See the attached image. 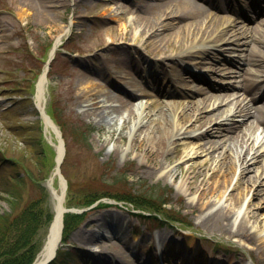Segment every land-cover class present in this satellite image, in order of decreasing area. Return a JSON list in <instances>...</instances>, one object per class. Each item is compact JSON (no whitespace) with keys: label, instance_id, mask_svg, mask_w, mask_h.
<instances>
[{"label":"rangeland","instance_id":"1","mask_svg":"<svg viewBox=\"0 0 264 264\" xmlns=\"http://www.w3.org/2000/svg\"><path fill=\"white\" fill-rule=\"evenodd\" d=\"M194 1L202 4L210 13L222 16L218 6L210 0ZM232 1L240 6L243 0ZM161 2L162 0H0V212L9 210L3 189L11 182L17 184L16 179L13 180L14 177L20 178L17 188L19 187L18 190L21 192V201L14 214L25 207L40 213L43 217L40 219L41 223L33 240L44 243L51 222L42 220H45L49 214L54 215L57 203L52 190L47 185L53 176L58 144L62 141L65 154L61 168L63 175L70 181V189L67 190L64 202L70 208L75 206V208H86L88 211L85 216L82 215L83 220L79 224L75 221V226L78 225L68 234V241L59 245V249L63 251L60 252L63 264H107V260H111L116 249L103 244L102 241H107L106 235L110 236L112 241L118 242L129 260L133 259L134 264H141V261H146L152 254L161 256L162 245L167 244L168 241H158L159 234L167 235L168 240L171 241L169 243L179 244L180 251L175 253L172 259L174 264H180L181 257L188 258L183 256L186 244L180 226L184 224L192 228L194 236L192 243L197 245V258L192 264H264V242L261 243L257 238L248 241L235 233H221L219 227L206 224L208 212L219 206L215 201L221 197L218 195L220 192L207 191L203 199H199L203 188L209 189L221 183L220 172H223L221 168L225 169L223 162L226 158L234 161V167L228 175L231 181L229 184H223L222 187L223 190L226 189L223 201L232 190L240 167L244 170L243 176L254 173L253 169H244V165L240 166L241 162H238V154L248 141L243 142V145L233 141L231 144L227 142L218 149L209 143L206 151L200 152L191 160H185L183 155L188 144L181 139L178 147L174 148L173 145V150L168 155L160 156L165 163V169L149 172L146 170L149 162L145 156L149 144H144L140 148L134 146V136L139 133L137 129L133 130L136 117L126 123L124 117L128 113L124 117L107 113L104 117L88 115L90 105L87 104L90 103V98L86 93L95 84L105 83L117 93H123V87L130 91L126 85L123 84L122 87L121 70L111 68L116 75L115 79L113 76L108 79L106 73L99 76L102 61L107 60L109 66H112L111 56L115 52H120L122 46L131 52V56H137V47L139 52L149 57L150 70L145 71L157 74L161 79L166 73L172 80L178 81V77L187 72L184 68L187 63L183 60L177 62L165 59L168 53L169 55L173 53L171 49L166 53L155 52L153 50L155 44L148 47L142 44L150 32L139 34L138 18H141L145 12L156 15L162 7ZM247 11L250 12L249 9ZM99 16L101 19H98ZM262 17L264 13L258 18ZM163 18L158 19V24ZM207 22L208 19L201 24L203 29ZM183 23L184 21H179L174 29L161 34L162 49L166 48L169 41L187 50L204 45L206 33L200 32L195 34L196 40H188L184 32H177L181 27H183L181 31L190 28L185 23L186 27H184ZM254 23L257 24L250 22L246 25L250 26ZM228 24L223 23L217 31L224 28L225 31L221 36H226L225 39L229 41L223 45L215 43L212 49L214 58L209 57L207 62L202 64L204 66L197 68L192 65V67L199 69L201 73L207 71L213 82L235 79L232 93L225 98L227 102L236 100L238 96L240 99L247 97L242 103L247 102L254 110L258 105L264 109V93L261 94L264 91L263 75L256 76V73L254 75V78L262 80L261 90L255 89L248 93L241 87L246 81L244 77L252 76L251 68L257 72L258 66L238 61L227 63L223 60L219 61L218 56H215L222 48L231 49L234 30ZM107 27H112L114 31H104ZM125 28L130 30L126 38L123 37ZM242 29L244 30V27ZM100 34L104 38L103 43L88 49L87 45L93 43L96 37L99 38ZM134 36L140 37L135 40ZM244 36L241 40H245ZM56 39H60V43L46 72L43 100L38 102L35 83L45 68L44 60L48 59L51 45ZM186 58L188 62L195 60L192 57ZM160 61H164L166 65L162 67ZM89 66L95 70L89 72L91 77L80 79V72H88ZM230 70L239 71L234 72L238 75L225 77L224 73ZM135 76L140 80L142 90L147 95L138 93L136 98L132 97V102L136 106L142 101L154 102L145 111V114L150 113L152 116L148 118V123L152 119H161V117L163 119L160 113L163 106L172 98L166 95L164 85L170 86V83L162 84L163 79L159 86L154 82L156 76L143 77L140 73H136ZM192 85L197 89H209L202 81L192 82ZM176 99L181 98L176 97ZM42 105H45L49 113L54 115L56 112L61 116L65 126L64 134L60 129L44 128L40 112ZM262 128L261 125L256 132L261 133ZM121 133H124L123 137ZM217 137L220 136L206 135L197 142V145ZM151 142L152 140L148 141ZM228 153L231 154V158L228 157ZM169 159L172 160L168 161ZM170 169L173 172L169 173ZM192 181L194 187L191 188ZM244 184L237 186L243 200L240 204L242 207H239L242 208L241 216L246 219L249 231L253 232L257 228H264V199L252 195L251 187L247 189ZM53 185L57 192L61 193L62 183L58 175L54 177ZM42 187L45 188V193ZM161 189L164 190L162 199L164 197L168 200V203L162 204L163 208L171 215L181 216L182 222L166 223L167 220L163 216L158 218L159 221L163 220V223L149 220L148 218L156 217L149 208L154 204H144L142 201L147 210L146 215H142L139 209L134 208L136 204L125 199L129 193L136 195L149 192L157 195ZM91 197H95V200L87 205L86 201ZM71 199H75L78 203L71 202ZM98 201L112 206L95 207ZM92 204H94L93 208H88ZM115 205H119L120 208ZM252 211L258 217H251L249 213ZM119 220L124 222L122 232L118 230ZM104 221L109 225L103 224ZM237 225L238 222L234 228ZM114 231L117 234L120 231L121 236L113 237ZM91 233L95 234L92 236H96L93 241L88 239ZM11 239L7 234L0 241L1 261L7 251L6 241Z\"/></svg>","mask_w":264,"mask_h":264},{"label":"bare ground","instance_id":"2","mask_svg":"<svg viewBox=\"0 0 264 264\" xmlns=\"http://www.w3.org/2000/svg\"><path fill=\"white\" fill-rule=\"evenodd\" d=\"M219 1L222 5V0ZM211 2L219 7L215 0H211ZM161 4L162 7H160V10L156 12V15L145 12L141 18H138L140 24L139 34L142 35L143 33L150 32L148 38L142 41V44L145 47L155 44L153 50L155 52L161 51L163 53H166L171 49L170 51L174 52V54L167 57L174 60L193 56L197 61V64L202 66V64L207 62L205 58H208L213 53L212 42L223 41L225 38V36H221V34L225 31L224 28L217 31L218 27L223 25V23H230V26L234 29V31H236V39L233 40V44L235 45L231 46V48H233L232 50L224 49L222 53L219 52L220 59L224 60L226 58V61H238L239 63L247 62L253 66H258L257 72H254L251 68L250 73H252V76H245L244 78L246 81L241 86L248 93L262 87L260 83L262 81L260 80L261 78H254V75L256 73V76H264V17L258 19L256 15H254L253 21L257 22V24L254 23V25L250 26L243 25V30L237 25V20H240L238 16H218L215 13H210L208 9L206 10L202 6V4L194 0H162ZM224 5L225 4L222 6L224 7ZM161 17L164 18L160 20V24H158V19ZM98 19H101L100 16ZM207 19L208 22L206 23L205 29H203L204 27H202L201 24ZM187 20L188 22H186ZM179 21H184V23L188 24L187 26L190 27L187 28L188 32L185 31L186 29L181 31L183 27L178 28L177 31L179 33L184 32V35L186 36L185 38H188V40L196 38L195 34L200 32H203V34L206 33L205 35H207V37L204 39V45L199 46L196 49L187 50L180 47V45H176L173 41H169L166 48L162 49L163 36H161V34L167 30L174 29L175 24ZM184 23L182 24L183 26ZM104 31L111 32L114 30L112 27H107ZM207 32L209 33L207 34ZM123 34L124 38L128 37L130 30L125 28ZM243 35H245V40H241ZM139 37L134 36V39L136 40ZM103 41L104 38L100 34L99 38L96 37L93 43L87 45L88 49L97 47V45H100ZM59 43L60 39H56L54 47L50 51V55ZM122 47L123 48L120 49V52H115V54L111 56L113 59L111 64L112 66H109V62L107 60L102 61V68L99 69V76H103L102 74L106 73L108 79L111 76L115 79L116 75L111 68L121 70L123 77L126 78V80L123 77H121V79H123L124 85H126L130 91L123 87V85L122 87L124 89L121 88L123 93L115 92L105 83L95 84L94 86L92 85L93 88L89 89L86 93L88 98H90V103L87 104L90 105L88 115L95 114L97 116L104 117L107 113L117 114L120 117H124L126 113H128V115L124 117L126 123L130 122L133 117H136L133 130L137 129L139 133H136V136H134V146L140 148L144 144H149L145 155L149 162L146 170L149 172H157L163 170V168L165 169V163L160 159V156L168 155V153L173 150V145H175L174 148L178 147L181 139L188 144L183 155V159L185 160H191L195 156H198L200 152L206 151L209 143H212L215 148L218 149L223 147V145L227 142H230L231 144L233 141L236 144L239 143L240 145H243V142L248 141L245 148L238 154V162H241L240 166L244 165V169H253L254 173L244 174L243 176L244 170L240 167L239 174L234 182L235 184L223 201L226 189L223 190L222 187L223 184H229L231 181L228 175L232 167H234V161L226 158L223 162L225 169L221 168L223 172H220V175H222L221 183L209 189L203 188V191H201L199 195V199H203V197L207 194V191H219L220 193L218 195L221 197L215 201V204H219V206L208 212L209 215L205 219L207 221L206 224L212 227H219L221 229V233L239 234L242 239H246L248 241L257 238L261 243H263L264 228H257L253 232L249 231L246 219L243 218L244 216H241L242 208L239 206H241L240 204L243 200L241 191L237 189V186L241 185V183H245L244 185L247 189L251 187L250 192L252 195L254 194L260 197V199H264V109L258 107L254 110L247 104V102L242 103L245 99L239 101L236 98V100L227 102L225 98L230 95V89L235 86L231 80L230 82L225 80L211 84V82L208 83L206 79L203 80L204 75H201L200 79L202 80H199L208 85L209 89H197L196 86L192 85V82L199 81L198 78L194 74L184 73L181 75L179 82V84L183 86L182 88H179L176 91L173 90L172 92L165 90V92L167 91V94H169L168 97L172 98L165 106H163L160 113V115H163V119L162 117L161 119H152L151 122L148 123V118L152 116L150 113L145 114V111L154 102H150L149 100L142 101L136 106V104L132 102V97H135L138 93L147 95V93L143 92L140 80L136 78L135 74L140 73L143 77L152 75L148 73L149 71H145L146 69L150 70L148 64L150 65L151 63L148 62H150L151 59L139 52L137 47V56H131V52L127 51L124 46ZM226 51H228V53H226ZM157 64H159V62H157ZM88 68V72H80V79L88 78L89 76L91 77V71L94 72L95 70L92 66H89ZM46 72L47 65H45V68L36 83L37 92L35 95L38 102L43 100ZM234 72L238 71L230 70L225 72L224 76L234 77L237 75ZM165 77H167L166 73L162 76V79ZM168 81L171 82V80ZM187 88H192L194 90H189ZM176 97L181 99L178 100ZM40 108L44 109L42 106ZM42 119L45 128L54 129L53 123L43 111ZM137 125L138 128H136ZM261 125L263 126L261 131L262 134L256 132V129L260 128ZM143 133H145V135H143ZM123 134L124 133H121L122 137ZM206 135H216L220 137L210 139L209 141L197 145V142ZM149 140H152V142L148 143ZM60 152L61 151H59L57 161L61 160L62 155ZM228 157L231 158V154L228 153ZM171 160L172 159H169L168 161ZM171 172L173 171L170 169L169 173ZM51 183L52 181H49L50 185ZM190 187H194L193 181L191 182ZM61 195L62 191L61 193H57V196H60V199L62 197ZM237 208H239V210H237ZM249 215L254 218L257 216L254 211L249 213ZM63 217L64 206L59 204V206H57L56 216L58 222L54 229L51 230L52 233L49 237L50 240L48 242L47 251L45 254H40L34 264H45L46 260L51 255L53 256L54 252H56L62 239ZM118 222V230L122 232L124 222L120 220ZM236 222H238V225L234 228ZM106 223L107 221L103 222V224ZM107 225H109V223H107ZM120 231H118V234L114 231L113 233L115 236L113 237H119L118 235L121 234ZM101 233L104 234L102 231ZM182 233L185 235L186 244L183 249V256H188V258L181 257L180 264H192L197 258V245L192 243L194 236L190 233V231H183ZM92 235L95 234L91 233V237L88 239H92L93 241L96 236ZM125 236L126 235L124 234V237ZM157 237V240L168 241L167 245H164V249H162V255L159 257L158 254H152L146 261H141L139 258L141 264H160L162 258L163 260H167L170 264H174L172 256L176 255L175 253H179V244L175 243L174 245L169 243L171 241L168 240L169 237L165 234H159ZM105 239L107 241H102L104 242L103 244L112 246L116 249L114 256L112 255V258L110 257L111 260H107V264H134V260H129L126 257V252L117 241H112L111 237L108 235H106ZM166 262L164 264H168Z\"/></svg>","mask_w":264,"mask_h":264},{"label":"trees","instance_id":"3","mask_svg":"<svg viewBox=\"0 0 264 264\" xmlns=\"http://www.w3.org/2000/svg\"><path fill=\"white\" fill-rule=\"evenodd\" d=\"M57 114L58 113L55 112L54 117L60 123L62 129H64L65 126L61 119V116H58ZM19 179L20 178H17L16 180L17 184H20ZM17 184L11 182L7 186V188L5 187V189H3L6 194L4 198L5 200H7L10 210L0 212V241L5 238V235L7 234H9L12 239L10 241H6L7 251L4 253V258L2 259V261L0 260V264H31L38 250V242L33 240V236L38 229L41 223L40 219L43 216L40 213L28 210L27 207L22 208L18 213L14 214V211L17 209V205L21 201V192L20 190H18L19 187L17 188ZM42 190L43 193H45L44 187H42ZM128 195L129 196H126L125 199L133 202L137 207L146 208L144 204L151 203L154 204L149 207L152 211L161 213L166 212V209L163 208L162 204L168 203V200L164 197L162 199V196H164V190L162 189L157 192V195L149 192L136 195L133 193H129ZM43 197H45V195ZM75 199H71V202L75 201ZM94 200L95 197H91L86 201V204H91ZM142 201L144 202V204L142 203ZM75 202L78 203V201ZM165 215L173 220H182V217L171 215L169 212H166ZM51 218L52 216L49 214L48 217L42 221L49 222ZM74 218L78 220L79 218H81V215H66L65 230H68L69 227H71Z\"/></svg>","mask_w":264,"mask_h":264}]
</instances>
